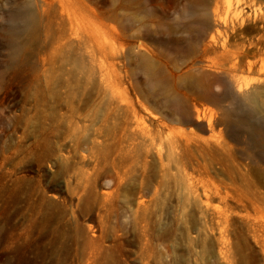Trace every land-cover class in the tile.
Returning <instances> with one entry per match:
<instances>
[{
  "label": "rangeland",
  "instance_id": "1",
  "mask_svg": "<svg viewBox=\"0 0 264 264\" xmlns=\"http://www.w3.org/2000/svg\"><path fill=\"white\" fill-rule=\"evenodd\" d=\"M228 1L0 0V264H264V162L225 126L264 128L242 99L264 76V0ZM22 11L37 21L15 50ZM108 77L191 148L146 154L107 108ZM177 97L202 120L172 122Z\"/></svg>",
  "mask_w": 264,
  "mask_h": 264
},
{
  "label": "bare ground",
  "instance_id": "2",
  "mask_svg": "<svg viewBox=\"0 0 264 264\" xmlns=\"http://www.w3.org/2000/svg\"><path fill=\"white\" fill-rule=\"evenodd\" d=\"M231 5H232L231 2L227 0L226 7L230 9ZM238 9L239 8H234L233 10L235 12L233 13H238ZM230 11H232V9ZM10 19L11 22L10 25L5 30V36L8 43L11 46H13V49L18 50L20 48V45H18V43L16 42L18 36L22 33H31L35 28L37 19L36 16L31 15L30 12L28 11L17 12L11 15ZM263 20L264 18L261 17L259 18L258 21L260 22L259 25L264 23ZM62 65L70 66V69H68L66 81L68 88H71L72 78L74 75V67L72 64L68 62H62ZM75 69L77 70V68ZM124 73L126 75V71H124ZM179 77L180 78L183 77V74L179 75L178 78ZM106 81L107 82L110 81L109 77ZM105 83L106 82H104L103 85L105 87L104 97H107V104H106L107 108L114 113L115 112L118 113L121 110L128 112L127 122L131 125V129L129 131L128 130L129 127H128L127 130L129 134L133 137V141L135 143L137 141L138 144H143V145L146 144L147 146L150 147L151 150L149 149L146 150V154H148L150 151L151 152L155 151L156 155L158 156V159L161 161L163 149L164 150L166 149V152L169 153L168 155L174 156L177 155L181 150L191 148V141L195 140L193 137L194 136L193 133L187 134L183 132L169 131L168 127L163 122H161V120H158L157 123L151 121V118L153 119L152 114H150L152 116L149 115L151 118H148L144 114H140L139 111L135 108V106L127 98L126 89L123 87L122 84L123 81L120 78L116 83V85L112 84L111 82H108L109 84L107 86ZM250 85L251 86L248 87V90L246 89L247 91L245 92V94L244 93L242 94L243 97L242 99L244 100V102H246L249 111L253 115L260 116L264 121V76L258 82L255 81V84L253 85L250 84ZM187 87H189V89L192 90L193 92L191 93L192 96H206L209 97V99H213L207 94L209 88L204 87V84L200 79H194L188 82ZM134 88L136 90V93L140 97H143V92L137 89V86H135ZM174 114L178 116L177 117L178 119L172 120V122H175L177 124H183L185 122H189V119L191 117H195L197 122L202 120V115L198 110V108L192 103L191 105H189L188 100L186 102V100L184 101L179 97H177L174 101ZM215 123L221 124L220 121H215ZM225 126L228 128L227 131L228 137L230 140L234 142V144L241 145L244 148H246V150H251V149L255 150V154L259 159V161L261 163L264 162V128L255 125L251 119H245L242 117H235L234 120L226 121ZM199 129L202 130L203 128L199 127ZM154 134L163 135L162 138L160 137L159 143H156L154 141L153 138ZM204 142L207 145L210 144L222 148H225V146L227 145V143L223 139L220 140V136H217L214 133H212L211 139L205 140ZM147 161L149 160L147 159ZM247 165L248 164L244 165L245 168ZM183 169H184L183 166H179V167L175 166V171H176L175 175H177L174 177L175 184L176 183L178 185L182 184L181 182L183 179ZM162 172L164 173V175L169 174V170H167L166 168H164ZM263 230H264V226H263Z\"/></svg>",
  "mask_w": 264,
  "mask_h": 264
}]
</instances>
